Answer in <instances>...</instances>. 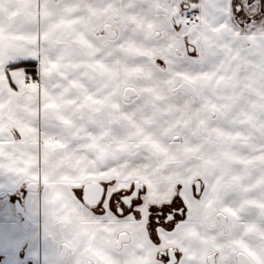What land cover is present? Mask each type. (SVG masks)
Here are the masks:
<instances>
[{"label": "snow or ice", "instance_id": "1", "mask_svg": "<svg viewBox=\"0 0 264 264\" xmlns=\"http://www.w3.org/2000/svg\"><path fill=\"white\" fill-rule=\"evenodd\" d=\"M0 177L55 264H264V0H0Z\"/></svg>", "mask_w": 264, "mask_h": 264}, {"label": "crops", "instance_id": "2", "mask_svg": "<svg viewBox=\"0 0 264 264\" xmlns=\"http://www.w3.org/2000/svg\"><path fill=\"white\" fill-rule=\"evenodd\" d=\"M41 85L51 88L54 77L51 73L40 71ZM26 183L13 185L8 179L0 177V197L9 194L11 201L25 196V205L31 219V227L24 230L14 216L9 203L0 201V264H55L54 253L57 244L46 228L42 209H37L33 198L26 192Z\"/></svg>", "mask_w": 264, "mask_h": 264}, {"label": "flooded vegetation", "instance_id": "3", "mask_svg": "<svg viewBox=\"0 0 264 264\" xmlns=\"http://www.w3.org/2000/svg\"><path fill=\"white\" fill-rule=\"evenodd\" d=\"M26 192L29 193V189H28L27 186H26ZM17 200H19V201L22 202V204H23L24 207H25V211H26V213L28 214L27 209H26V205H25V196L17 197L16 199H14V201H11V197H10V195L7 194V193L2 194L1 197H0V201L2 202V203H1L2 205H5L6 203H9V204H10V206H11L12 209H13L14 216H15L16 219L18 220L19 225H21L22 217H21V215L18 214V213L16 212V210H15V202H16ZM28 216H29V214H28ZM29 217H30V216H29ZM31 224H32V223H31V219H30V226H29V229H30V227H31ZM21 227H22V225H21ZM29 229H28V230H29ZM26 231H27V230H26ZM21 264H28V263H26V262H22Z\"/></svg>", "mask_w": 264, "mask_h": 264}, {"label": "water", "instance_id": "4", "mask_svg": "<svg viewBox=\"0 0 264 264\" xmlns=\"http://www.w3.org/2000/svg\"><path fill=\"white\" fill-rule=\"evenodd\" d=\"M15 210L22 217V221H21L22 228L24 230H28L29 226H30V217L26 213L25 207H24V205L22 204L21 201L17 200L15 202Z\"/></svg>", "mask_w": 264, "mask_h": 264}]
</instances>
